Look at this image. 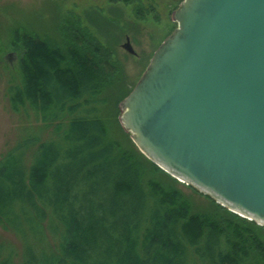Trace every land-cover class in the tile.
<instances>
[{"label": "trees", "instance_id": "1", "mask_svg": "<svg viewBox=\"0 0 264 264\" xmlns=\"http://www.w3.org/2000/svg\"><path fill=\"white\" fill-rule=\"evenodd\" d=\"M28 24L0 37V62L17 55L11 108L39 131L0 153V227L21 248L0 239V264H264L263 225L188 184L195 202L107 128L133 85L81 17L67 10L42 35Z\"/></svg>", "mask_w": 264, "mask_h": 264}, {"label": "water", "instance_id": "2", "mask_svg": "<svg viewBox=\"0 0 264 264\" xmlns=\"http://www.w3.org/2000/svg\"><path fill=\"white\" fill-rule=\"evenodd\" d=\"M172 18L120 123L162 169L264 226V0H180Z\"/></svg>", "mask_w": 264, "mask_h": 264}, {"label": "rangeland", "instance_id": "3", "mask_svg": "<svg viewBox=\"0 0 264 264\" xmlns=\"http://www.w3.org/2000/svg\"><path fill=\"white\" fill-rule=\"evenodd\" d=\"M179 1L0 0V37L6 40L10 27L16 24H28L27 20L32 23L31 25L28 24L27 30L38 35L48 34L53 30L54 22L58 17L65 11L72 10L81 17L83 23L89 27L99 41L110 47L111 57L117 61L118 67L124 74L127 86L131 87L142 74L157 44L176 25L172 18V11ZM137 9H140L141 12L144 10V12L138 13ZM126 36L129 37L136 51L135 54L128 52L122 46ZM7 52H10V50L3 54L2 59L8 65L5 66L3 65L4 62H0V153L12 144L23 143L29 134L39 132L32 127L25 128L22 121L25 113L23 112L22 119V113L20 116V112L11 108L6 88L12 80L9 71L13 69L17 61V55L15 54V58L9 57V60H7L4 57ZM29 111L32 113L31 109ZM79 111L84 112L83 110ZM120 112L118 102L116 117L119 124L110 120L107 122V128L114 131L117 125V131H114V133H117L115 138L123 147H127L123 136L125 130L119 120ZM33 129L34 131H32ZM129 138H131L130 133ZM61 144L58 143L59 146ZM179 186L195 202L204 203L202 200L204 197L194 193L188 184L180 183ZM0 239L12 243L17 251H20V242L13 232L0 227Z\"/></svg>", "mask_w": 264, "mask_h": 264}, {"label": "flooded vegetation", "instance_id": "4", "mask_svg": "<svg viewBox=\"0 0 264 264\" xmlns=\"http://www.w3.org/2000/svg\"><path fill=\"white\" fill-rule=\"evenodd\" d=\"M152 8H153V7H152ZM157 45H158V44H157ZM155 48H156V47H155ZM9 57H11V58H13V57H14V58H15V54H10V55H7V57H6V58H7V60H9Z\"/></svg>", "mask_w": 264, "mask_h": 264}]
</instances>
